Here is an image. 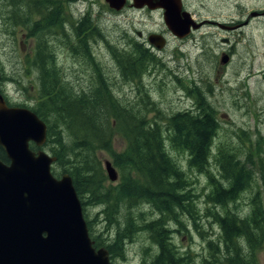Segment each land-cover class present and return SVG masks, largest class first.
<instances>
[{
	"label": "trees",
	"instance_id": "trees-1",
	"mask_svg": "<svg viewBox=\"0 0 264 264\" xmlns=\"http://www.w3.org/2000/svg\"><path fill=\"white\" fill-rule=\"evenodd\" d=\"M63 1L66 0H56L58 3ZM9 5L15 10L23 9L24 15L16 11L17 16L27 21L30 11L40 13L44 6L50 7L53 2L29 1L25 7L23 0H11ZM101 33V28L96 26L97 36ZM107 51L119 75L129 81L140 79L146 66L156 63L154 55L137 43L127 51L112 44ZM90 68L92 74L87 83L79 85L77 94L67 84L59 85L56 80H50L47 93H42L34 111L47 125L45 149L56 157L52 173L56 177L64 173L71 177L94 247H104L113 261L118 254L123 257L120 254L123 242L132 241L137 232H142L157 248L150 264H193L190 253H181L177 248L169 224L181 225L182 217L195 221L198 217L196 195L189 187L186 172L170 156L168 145L185 152L188 168L205 175L211 187L205 198L212 209L207 210L219 227L220 235L207 240V256L202 264H258L254 251L264 243L259 192L253 199L250 222L238 221L228 205L243 191L251 189L255 173H259L258 180L264 188L261 154L255 153V170L254 161L247 156L246 162H241L235 148L219 147L212 156L218 122L211 106L200 101L195 110L179 111L168 118H162L155 108L157 116L148 118L147 95L141 98L140 107L127 108L107 90L101 67L91 62ZM162 121L164 130L160 126ZM115 133L123 138L125 148L112 154L113 165L120 170L121 179L109 191L103 187L106 176L98 152L110 149ZM0 160L6 161L3 154H0ZM140 205H147L158 217L146 219L142 211L134 214L132 210ZM98 206L103 210L96 215L104 213L108 222L117 228L110 244L95 235L94 219H90L87 212L88 207ZM121 209L126 213L121 214ZM242 238L248 250L242 248Z\"/></svg>",
	"mask_w": 264,
	"mask_h": 264
},
{
	"label": "rangeland",
	"instance_id": "rangeland-1",
	"mask_svg": "<svg viewBox=\"0 0 264 264\" xmlns=\"http://www.w3.org/2000/svg\"><path fill=\"white\" fill-rule=\"evenodd\" d=\"M11 0H0V14L9 10ZM27 3L39 2V0H23ZM54 1V5L60 4ZM191 10L199 13L201 18L229 23L235 26L238 21H244L250 10L264 11V0H184ZM74 3V2H73ZM239 4V5H238ZM2 5L7 8H2ZM52 5V7H54ZM67 2H64V7ZM237 6V7H236ZM48 6L41 9L42 13ZM72 11L77 17H89L91 24L102 30L103 37L96 36L89 41V50L83 52L88 58L79 54L75 60L65 61L59 54V63L53 59L49 62V70L59 65V85L70 84L69 88L74 93L79 92V85L86 82L92 74L89 67L93 62L102 70V76L107 81V90L114 95L127 108H138L142 104L143 95H147L146 108L148 118L157 116L155 108L159 110L162 118H168L176 112L183 110H195L200 101L205 102L214 110L218 122V131L211 148V155L217 153L219 147L237 149V156L241 162H246L247 156L253 160V169L258 152L264 159V17L250 20L248 25L237 29L219 30L215 26L207 25L199 33H195L188 39L177 40L169 34H165L167 44L164 49L157 51V56L151 53L147 46H143L136 37V31L146 36L149 32H161L165 25L159 13L147 14L128 10L112 11L104 0H76L72 5ZM13 11V10H11ZM19 15H24V10H16ZM112 11L115 14H109ZM95 19V22H94ZM34 21L33 18L26 22L18 21L13 27L8 21L6 25L0 20V59L5 62V71L11 72V59H15L14 52L18 50L16 40L27 45L28 28L27 23ZM82 27V26H80ZM14 30L12 34V29ZM148 32V33H147ZM230 40L233 50L222 45L221 39ZM25 40H28L26 42ZM60 39L54 37V42L49 47L56 50ZM120 46L127 50L137 43L151 55H154L156 63L146 66L147 70L140 79L125 80L116 70L109 55L106 44ZM58 53H60L57 50ZM92 53V54H91ZM230 57L228 64L221 65L219 60L221 54ZM94 65V64H93ZM71 71L76 72L73 76ZM69 74V76H68ZM69 81V83L65 82ZM8 84L7 86H9ZM68 88V87H67ZM68 88V90H69ZM188 91H190L188 95ZM189 97V98H188ZM153 103V105H151ZM156 110V111H157ZM164 121L160 126L165 129ZM238 147V148H236ZM125 148L123 138L115 133L112 136L111 146L108 151L98 152L106 182L105 189L111 191L121 179L120 170L113 165L112 154L120 153ZM170 156L176 160L179 166L186 172L189 187L196 195L195 221L181 218V225L170 223L172 238L181 253L189 252L193 257V264H202L207 256V240L216 239L220 235L219 227L209 216L211 204L206 200L205 194L210 192L206 176L191 170L187 166L188 156L185 152L171 149L167 145ZM52 155L48 148L44 150ZM110 161L115 168L118 179L116 182L108 180L104 161ZM213 162V158L210 159ZM54 165L52 166V168ZM216 173V169H213ZM259 173H255V181L251 189L243 191L236 200L228 205L230 212L234 213L239 220L250 222L253 212V199L259 192L262 214L264 217V188L258 180ZM103 207H88L87 212L90 219H94L93 231L101 239L110 244L117 230L114 223H109L106 215H96ZM214 208L213 210H217ZM222 214L224 211L218 209ZM134 214L142 211L146 219L158 217L147 205L134 208ZM126 211L121 209V214ZM121 221V220H120ZM108 228V230H106ZM252 231V230H251ZM242 248L247 249L245 239L240 240ZM157 248L142 232H137L132 241L123 242L120 254L113 259V264H150L151 257ZM250 252V250L248 251ZM254 258L258 264H264V243L261 248L254 251Z\"/></svg>",
	"mask_w": 264,
	"mask_h": 264
},
{
	"label": "water",
	"instance_id": "water-1",
	"mask_svg": "<svg viewBox=\"0 0 264 264\" xmlns=\"http://www.w3.org/2000/svg\"><path fill=\"white\" fill-rule=\"evenodd\" d=\"M137 8L164 10L163 21L178 39L190 33L192 20L181 13L180 0H133ZM120 11L126 0H105ZM201 24H195L194 29ZM157 50L165 39L148 37ZM230 57L220 56L225 65ZM47 127L35 113L8 107L0 95V148L8 164L0 160V264H113L105 248H94L82 205L71 177L51 172L56 157L42 150ZM38 150L32 151L29 143ZM107 178L118 179L110 161H104Z\"/></svg>",
	"mask_w": 264,
	"mask_h": 264
},
{
	"label": "flooded vegetation",
	"instance_id": "flooded-vegetation-1",
	"mask_svg": "<svg viewBox=\"0 0 264 264\" xmlns=\"http://www.w3.org/2000/svg\"><path fill=\"white\" fill-rule=\"evenodd\" d=\"M66 2L67 6L64 7V1L57 5H54L53 1L54 7L48 6L45 10V13H39L36 11L29 12V19H34V21H31L26 25V27H29L28 40L30 42L27 45H24L22 41H15L17 45L21 47H18V50L14 52L16 55L15 59H11L9 61L13 68L9 74H7L4 69L5 62L1 61L0 59V95L8 107L25 108L37 115L34 110H37L36 105L41 101L42 93H47L48 82L50 80H56L59 83L60 77L63 78L59 74V65L54 67L52 70H49L48 66L50 60L53 59L59 63V54L63 56L65 61H68V59L75 60L78 58L79 54L86 59L88 58L83 52L89 50V41L91 40L92 42V39L97 36L96 26L91 24V20L87 16L80 18L75 15V13L72 11L73 7L71 6L74 5L76 0H66L65 3ZM180 3L181 13H188L190 19L192 20L189 28L190 33L187 37L178 39L167 30L166 26L165 30L161 32H147L148 34L146 36H143L142 32L140 31L135 32L140 43L143 46L146 45L147 49L156 56L158 55L156 49L148 41V37L152 34L160 35L166 40L165 34L167 33L174 39L184 40L194 36L195 33H199L203 27L207 25L215 26L219 30L230 31L232 28L237 29L241 26L248 25L250 20L264 17V11L250 10L244 21L237 20L235 23L238 24L235 26H230L229 23L201 18L199 13L191 10V7L188 6L189 4L187 5V2L180 0ZM9 7V10L2 12V14H5L4 17H2L0 14V20H3L1 24L6 25L5 22L8 21L13 27H15L18 21L26 22V20H21V18L17 16V12L15 8L12 7V5H9ZM2 8H7V6L2 5ZM110 10L115 11L113 9ZM124 10L137 13L143 12L149 15L159 13L162 19L164 14V10L161 8L154 10L147 6L137 8L135 7L133 0H126L125 6L121 12ZM112 11H110L109 14H115ZM195 24L201 25L199 28L194 29L193 26ZM13 32L14 30L12 31V34ZM101 35L100 37L103 36ZM54 37L60 39V45L55 51L49 47L50 43L54 42ZM28 40L25 41L28 42ZM221 43L222 45L229 48L228 51H231L234 48L232 47L230 40L227 38H222ZM105 44L108 50L109 46L107 45V42H105ZM57 50L61 52L58 53ZM228 55L230 54L228 53ZM71 72L73 73V76L76 74L74 71ZM65 82L69 83L67 80H65ZM8 84L10 85L7 86ZM68 85L71 86L70 84ZM189 93L190 91H188V95ZM37 117L40 119L38 115ZM33 146L34 144L30 142V149L37 151V148L33 149ZM0 154H3L6 159V161H1L5 164H8V159L6 158L2 148H0Z\"/></svg>",
	"mask_w": 264,
	"mask_h": 264
}]
</instances>
